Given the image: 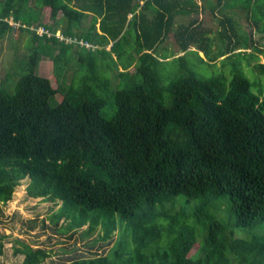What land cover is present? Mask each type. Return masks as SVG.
<instances>
[{"label": "trees", "instance_id": "16d2710c", "mask_svg": "<svg viewBox=\"0 0 264 264\" xmlns=\"http://www.w3.org/2000/svg\"><path fill=\"white\" fill-rule=\"evenodd\" d=\"M203 1L0 0V42L19 29L28 49L0 79V204L28 178L61 232L113 239L62 264H264V62L242 27L264 32V0ZM14 242L20 264H48Z\"/></svg>", "mask_w": 264, "mask_h": 264}, {"label": "rangeland", "instance_id": "374dc122", "mask_svg": "<svg viewBox=\"0 0 264 264\" xmlns=\"http://www.w3.org/2000/svg\"><path fill=\"white\" fill-rule=\"evenodd\" d=\"M203 5V0H198ZM239 13L238 18L246 22V14L243 11L236 10ZM196 17L203 22V27L210 29L208 35L215 43H221L219 33L222 26L218 25V19L212 17L209 11L201 12ZM49 13H43L42 21H49ZM38 22V21H35ZM43 22V23H44ZM243 30L249 34L253 32L254 39L261 45L262 51H257L259 59L264 62V32L252 29L250 25H242ZM27 34L19 29L11 32L4 40L0 42V79L7 77V74L14 73L11 68L16 57L23 56L28 52L25 48L24 40ZM18 42L17 48H15ZM26 44L29 40L26 39ZM222 44V43H221ZM109 48V47H108ZM203 55V53H201ZM222 58V57H221ZM220 58V59H221ZM220 65V63H218ZM39 73L51 78L54 86H58V80L54 73V63L51 57L44 55L39 64ZM72 72V71H71ZM71 72L61 78L62 83L68 84L71 81ZM114 76V75H113ZM115 78V77H114ZM116 83V78L113 79ZM63 95L58 93L55 96L57 101H61ZM53 99V101H55ZM29 179L26 178L22 184L17 186L13 198L6 204H0V236L6 234L5 253L0 255V264H20L24 258L23 254H15L13 244L17 237L33 245H43L52 250V256L48 264H62L74 257L89 256L97 253H108L113 243V239H102L103 234L101 225L94 231L88 233L89 224H85L79 230L73 232H61L60 226L53 224L49 217L59 205L50 201H44L41 198H31L27 195L26 185ZM120 218V215L117 213ZM35 219V220H34ZM64 224L66 222H63ZM117 231L114 234L116 237Z\"/></svg>", "mask_w": 264, "mask_h": 264}, {"label": "built area", "instance_id": "2783aa9c", "mask_svg": "<svg viewBox=\"0 0 264 264\" xmlns=\"http://www.w3.org/2000/svg\"><path fill=\"white\" fill-rule=\"evenodd\" d=\"M38 30H39L40 32H43V31L45 30V28L42 27V26H40V27H38ZM57 35H58L59 37H61V38H66L67 40L70 39V37H65V36L61 33L60 30L57 32ZM73 40H74V41H77L78 43H80V44H82V45L85 44V45L88 46V47L92 46V44H91L90 42H85V41H83V40H77V39H73Z\"/></svg>", "mask_w": 264, "mask_h": 264}, {"label": "bare ground", "instance_id": "6f19581e", "mask_svg": "<svg viewBox=\"0 0 264 264\" xmlns=\"http://www.w3.org/2000/svg\"><path fill=\"white\" fill-rule=\"evenodd\" d=\"M13 7V6H12ZM1 8V7H0ZM9 9V8H8ZM2 10V9H1ZM5 11V10H4ZM1 13H2V11H1ZM5 13H6V11H5ZM6 15V14H5ZM16 16H17V14H16ZM19 18V17H18ZM23 18H25V17H23ZM28 21V20H27Z\"/></svg>", "mask_w": 264, "mask_h": 264}]
</instances>
